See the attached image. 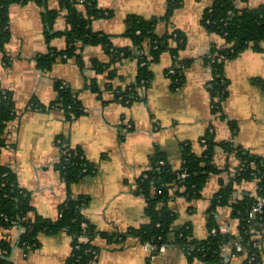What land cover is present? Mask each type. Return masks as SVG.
Returning <instances> with one entry per match:
<instances>
[{"label": "crops", "instance_id": "obj_1", "mask_svg": "<svg viewBox=\"0 0 264 264\" xmlns=\"http://www.w3.org/2000/svg\"><path fill=\"white\" fill-rule=\"evenodd\" d=\"M60 2L48 0L46 5L59 9ZM210 3L181 0L168 21H157L155 31L159 35L173 28L185 34V47L179 56L191 63L183 84L172 89L166 71L173 56L163 51L149 65L152 76L148 85L139 89L140 97L131 103L115 99L114 91L123 90L135 80L138 57L144 49L134 46L125 35V18L131 14L144 19L160 17L166 10L165 0H96V6L111 15L94 18L92 29L107 34L113 48L130 49L129 56L111 63L112 75L98 73L93 67V60L102 64L112 61V54L102 45L84 47L83 68L75 57L56 58L45 69L37 67V55L66 47V37L60 32L69 27L67 12L60 10L52 25V31L58 34L46 40L44 6L29 0L8 7L10 39L0 51V88L11 92L15 115L0 134V164L9 166L18 184L29 193L33 208L28 213L30 218L56 220L59 205L68 197L86 199L82 211L89 223L98 232L112 236L111 240L101 236L94 239L99 250L91 264H186L181 248L167 245L151 253L139 237L128 233L148 221L146 199L136 192V179L149 167L156 151L164 153L171 168L177 170L182 165V145L189 144L193 153L201 155L203 139L211 134L215 143L230 141L254 154H264V91L252 81L264 79V43L261 50L247 47L225 62L228 94L222 104L224 118L214 113L206 86L211 72L203 56L212 44L221 46L224 40L200 23L201 13ZM263 3L235 1L238 8ZM56 80L71 88L83 114L69 120L61 108L49 107L56 96ZM92 83L100 95L91 89ZM34 100L43 108L31 107ZM229 121L235 123L234 131ZM58 138L81 148L92 168L89 173L73 182L63 178L55 165L61 153ZM213 162L221 170L209 175L199 198L178 195L168 202L176 213L175 225L190 224L198 239L209 234L207 217L212 197L240 164L235 153L220 145L214 149ZM246 193L257 194L255 179L236 183L231 201ZM214 219L218 225L228 224L229 233H236L238 222L231 217L229 205L218 206ZM22 231L16 224L0 225V239L8 238L12 246L9 258L13 264L65 263L71 252V236L66 230L38 232L37 245L29 250L18 246ZM117 235L125 237L116 240ZM262 242V254L256 263L247 262L242 254H231L226 247L224 264H264V238Z\"/></svg>", "mask_w": 264, "mask_h": 264}, {"label": "trees", "instance_id": "obj_2", "mask_svg": "<svg viewBox=\"0 0 264 264\" xmlns=\"http://www.w3.org/2000/svg\"><path fill=\"white\" fill-rule=\"evenodd\" d=\"M29 0H0V51H4L5 44L10 39L8 26L10 3H25ZM45 7L42 20L45 27V37L58 34L52 31V25L59 15L60 10H66L68 29L60 32L65 35L67 45L63 50L50 49L46 54L36 56L37 67L47 68L56 58L66 60L75 57L83 68L82 51L86 46L102 45L112 54V61L100 63L93 60L96 72H107L112 75L111 63L115 58L120 59L130 55V49L113 48L107 34L94 31L91 21L94 18L108 17L110 11H104L96 6V0H61L59 9H48V0H34ZM236 0H211L200 16L201 25L209 32L218 34L224 40L223 45L212 44L209 52L203 56L205 65L211 72V79L207 87L212 111L221 114L222 104L228 94V80L224 75V64L227 60L235 58L243 49L251 47L261 50L264 43V3L253 8H238ZM245 1V0H243ZM166 10L160 17L144 19L137 15H128L125 18L126 31L134 46L144 49L138 57V73L135 80L126 88L115 89V99L131 103L140 97L139 89L146 87L152 73L149 69L151 62L158 60L163 51H168L173 56V73L167 76L170 79L172 89L179 88L185 80V70L191 63L190 59L179 56L181 49L185 47V34L179 29L173 28L165 34L159 35L155 31L158 20L168 21L175 8L179 7L181 0H165ZM81 5L82 9L78 7ZM253 83L264 91V79L253 78ZM94 92L100 91L95 83L90 85ZM56 96L49 107L61 108L65 111L67 119H73L83 114V108L76 99L71 88L60 80L54 82ZM33 108H43L35 100L31 102ZM15 115V107L11 92L0 88V134L3 133L6 124ZM231 129L235 130V123L229 121ZM203 152L196 155L189 144L182 145V165L174 170L166 160L164 153L156 151L151 157L149 167L136 179V192L146 199L145 215L148 221L136 229H129L128 233L139 237L141 242L150 241L157 246L175 245L181 248L186 257V264H224L223 252L226 247H232L237 240L245 249L247 256L254 254L256 263L262 254V241L264 238V210L254 217L250 215L251 208L257 198L264 197V154L257 155L239 146H234L230 141L215 143L212 135L205 136ZM60 147V157L56 162L63 178L73 182L91 171V165L85 159L80 147H71L62 138L57 139ZM3 143V139L1 143ZM222 146L227 152L235 153L240 164L235 169L228 183L221 182L219 190L211 199L208 209L207 227H217L214 212L218 206L229 205L231 217L237 220L236 233H223L217 231L208 234L204 239L194 237L190 224L175 225L176 213L169 208L168 202L178 195H185L188 199L201 196L206 181L211 173L219 172L213 162L214 149ZM187 175L182 178L181 173ZM255 179L257 181V194L251 196L244 194L241 198L231 201L232 191L236 183L244 180ZM86 199L68 197L59 205L56 220L41 217L30 218L28 213L33 210L29 193L22 188L14 171L7 165L0 164V225L11 226L15 223L23 228L20 234L18 246L29 250L37 245V234L40 231L55 232L63 229L71 236V252L64 264H91L97 258L99 248L93 243L98 236L111 240L112 236L98 232L85 217L82 208ZM252 230H263L257 238ZM125 235L115 236L116 240ZM11 243L9 239H0V264H13L10 260ZM149 264V263H146Z\"/></svg>", "mask_w": 264, "mask_h": 264}, {"label": "built area", "instance_id": "obj_3", "mask_svg": "<svg viewBox=\"0 0 264 264\" xmlns=\"http://www.w3.org/2000/svg\"><path fill=\"white\" fill-rule=\"evenodd\" d=\"M168 72L169 73H173L174 72V68H173L172 65L168 68ZM210 79H211V77H210ZM210 79L206 83L207 87L210 85L209 84ZM210 107H211V110H212L213 109V105L210 104ZM203 142H204V139H203ZM186 175L187 174L185 172L181 173V177L182 178H184ZM263 210H264V197H259V198H257L255 203L253 204V206L251 208L250 215L252 217H254L256 214L262 213ZM16 225H18V224H16ZM217 231H220V232H223V233H228L229 232L228 224L223 223V224L218 225L217 227H213V228L210 229L209 233L210 234H215ZM252 232H253V235L255 236V238H257V237H259L261 235V233H263V230H252ZM143 246L147 250L151 251V253H154V252H157L158 250L163 249L167 245L162 244L160 246L159 245L157 246L155 243L147 241V242L143 243ZM232 247L233 248L229 247L230 248L229 251H230L231 254H234V255L235 254H242V255L245 256L247 262H249V263H252L255 260L256 256L254 254H250L249 256H247V254L245 252V249L242 247V245L237 240L232 244Z\"/></svg>", "mask_w": 264, "mask_h": 264}]
</instances>
